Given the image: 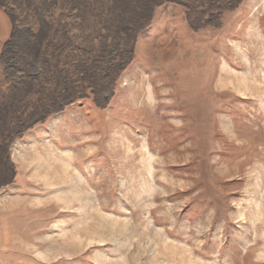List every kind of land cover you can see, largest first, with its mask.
Here are the masks:
<instances>
[{"label": "rangeland", "instance_id": "374dc122", "mask_svg": "<svg viewBox=\"0 0 264 264\" xmlns=\"http://www.w3.org/2000/svg\"><path fill=\"white\" fill-rule=\"evenodd\" d=\"M95 1L0 0V264H264V0Z\"/></svg>", "mask_w": 264, "mask_h": 264}, {"label": "trees", "instance_id": "16d2710c", "mask_svg": "<svg viewBox=\"0 0 264 264\" xmlns=\"http://www.w3.org/2000/svg\"><path fill=\"white\" fill-rule=\"evenodd\" d=\"M137 0H132L131 3L135 4ZM26 2H30L34 7L37 8L38 11H40L41 9L45 8V2H50V0H24V3ZM103 2H105L106 5L111 4L112 5V1L111 0H103ZM23 3V4H24ZM58 3H67L69 5H74V6H79L81 8H84L86 10H89L93 7H95L97 5L95 0H57L56 2ZM108 10L104 9V13H108Z\"/></svg>", "mask_w": 264, "mask_h": 264}]
</instances>
